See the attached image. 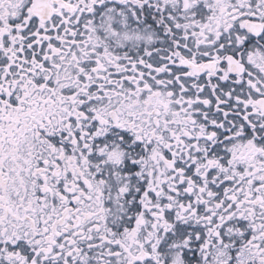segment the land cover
I'll return each mask as SVG.
<instances>
[{"label":"snow or ice","instance_id":"6c2138e0","mask_svg":"<svg viewBox=\"0 0 264 264\" xmlns=\"http://www.w3.org/2000/svg\"><path fill=\"white\" fill-rule=\"evenodd\" d=\"M0 264H264V0H0Z\"/></svg>","mask_w":264,"mask_h":264}]
</instances>
